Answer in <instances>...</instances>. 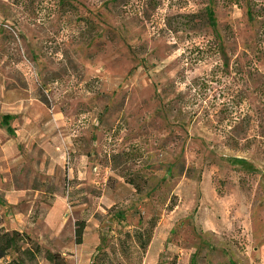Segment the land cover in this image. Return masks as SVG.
Returning <instances> with one entry per match:
<instances>
[{
  "label": "rangeland",
  "instance_id": "obj_1",
  "mask_svg": "<svg viewBox=\"0 0 264 264\" xmlns=\"http://www.w3.org/2000/svg\"><path fill=\"white\" fill-rule=\"evenodd\" d=\"M0 211L65 259L84 221L88 264H264V0H0Z\"/></svg>",
  "mask_w": 264,
  "mask_h": 264
},
{
  "label": "trees",
  "instance_id": "obj_2",
  "mask_svg": "<svg viewBox=\"0 0 264 264\" xmlns=\"http://www.w3.org/2000/svg\"><path fill=\"white\" fill-rule=\"evenodd\" d=\"M206 15L209 23L214 25L215 19L213 11L210 8L206 10ZM2 119L3 123L7 124L10 116L4 115ZM7 130L10 131V127H7ZM149 222L146 228L133 230V238L140 245L141 249H145L149 244L152 230L155 227V223L152 220ZM84 228V221H76L74 223V241L76 244L82 242ZM102 255L105 254L102 253ZM101 256L97 258L98 263L102 260ZM95 257L96 255L93 258L94 262ZM42 260L49 264H66V260L61 253L43 249L29 234L17 230L7 231L0 227V264H41ZM107 264L119 263L108 261Z\"/></svg>",
  "mask_w": 264,
  "mask_h": 264
},
{
  "label": "crops",
  "instance_id": "obj_3",
  "mask_svg": "<svg viewBox=\"0 0 264 264\" xmlns=\"http://www.w3.org/2000/svg\"><path fill=\"white\" fill-rule=\"evenodd\" d=\"M6 115H8V114H6ZM8 116H10V115H8ZM8 121H7V124H4L6 129H7V127H10L8 124ZM10 129H11V127H10ZM11 131H12V129L8 132H11ZM54 138H55V136H54ZM54 145H56V149L62 148V145H60V144L57 145V143H56ZM7 197L8 196H3V199L6 201V203H11V202H8ZM0 218H3V221L0 223V227L4 228L7 231L17 230V231H21V232H25V233L29 234V233H31V229H33L35 224H36L32 221H29L28 216H25L24 214H22L20 212H12L11 211V212H7L5 214V212L3 213L2 211H0ZM39 219H40V217H39ZM82 241H83V239H82ZM88 249H89V246H86L83 242H81L78 245V248L75 251L74 255L70 257L71 259H67V258L65 259L66 264H88V259L86 258V254L89 252ZM0 263H1V261H0Z\"/></svg>",
  "mask_w": 264,
  "mask_h": 264
}]
</instances>
